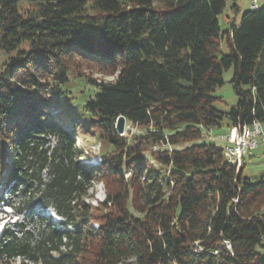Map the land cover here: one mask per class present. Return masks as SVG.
Segmentation results:
<instances>
[{"label":"trees","instance_id":"1","mask_svg":"<svg viewBox=\"0 0 264 264\" xmlns=\"http://www.w3.org/2000/svg\"><path fill=\"white\" fill-rule=\"evenodd\" d=\"M226 7L0 0V194L64 219L14 223L0 264H264V177L208 140L225 121L264 126V7L223 30ZM231 69L225 113L215 93ZM75 80L97 89L83 105ZM121 116L139 132L120 135ZM87 137L99 165L82 164ZM98 184L105 199L87 203Z\"/></svg>","mask_w":264,"mask_h":264},{"label":"rangeland","instance_id":"2","mask_svg":"<svg viewBox=\"0 0 264 264\" xmlns=\"http://www.w3.org/2000/svg\"><path fill=\"white\" fill-rule=\"evenodd\" d=\"M254 0H237L235 4L238 6V11H235L232 8V2L230 0H227V7L224 10V12L219 17L220 26L223 30H226L229 27L230 21L235 20L236 22H239L242 18V16L249 11L255 10L256 8L261 9L264 7V0H257V7L255 8L253 6ZM233 19V20H232ZM222 52L224 54L227 53V49L224 46L222 49ZM4 55L0 54V65L2 64L4 60ZM1 71V68H0ZM102 76H94L96 79H102ZM114 78L112 77H106L104 80L106 81H112ZM223 80H224V86L217 89L215 95L222 99V101H217L215 103V107L221 111V112H229L233 106H235L238 102V97L235 92L234 84L232 83L233 80V70L225 71L223 74ZM69 88L73 91V95L77 97V101L80 103V105L85 104L88 102L96 92V88L92 85L83 83L80 80L72 81L69 85ZM56 114V113H55ZM72 125L68 124V127L70 128ZM228 122L225 121L222 124L221 128H214L210 130L209 132V141L213 142L219 146L224 147L225 142L218 139L217 137L226 133L228 129ZM140 129L137 127L126 123L125 129L122 135L134 134L138 133ZM258 147L257 150L253 153V157H247L244 161L245 167L243 176L246 178H249L253 183L257 182L259 179L264 177V143L261 141V139H258ZM77 145L80 149L85 150V153H88L91 157L86 156L85 158H82V164H94L98 165L101 163L100 158V143L95 141L94 139H91L90 137L85 138L84 140H80L77 142ZM89 162V163H88ZM1 191V189H0ZM89 196H93V199L88 198L86 200L87 203L91 204H97V202H101L105 199V189L102 184H98L95 186L94 190L91 189L89 192ZM10 199V198H9ZM11 201V202H10ZM15 204L16 207L12 208V204ZM13 204V206H15ZM20 206V201L18 200H8L7 197L2 196L0 194V228H3V230L12 229V225L14 223H20L25 224L29 221H32L34 219H38L40 216L43 217H50L52 218L53 223L56 221V223H62L64 222V219L61 217H58L55 215L53 210H43V204L40 203L39 198H35L31 200L29 205L27 206L26 210ZM20 207H22L20 209ZM55 219V220H54ZM33 227H38V224H33ZM59 229V227H57ZM261 252L264 254V250H261ZM133 260L126 261L123 264H132ZM15 264H23L21 260H18Z\"/></svg>","mask_w":264,"mask_h":264},{"label":"built area","instance_id":"3","mask_svg":"<svg viewBox=\"0 0 264 264\" xmlns=\"http://www.w3.org/2000/svg\"><path fill=\"white\" fill-rule=\"evenodd\" d=\"M257 5V0L253 1V6ZM252 127L256 128V135H242V124L233 126L218 139L225 140L224 152L230 153V163L234 164L237 169H241L245 158L250 157L257 150L252 146V139H262L264 142V126L260 121L252 122Z\"/></svg>","mask_w":264,"mask_h":264},{"label":"bare ground","instance_id":"4","mask_svg":"<svg viewBox=\"0 0 264 264\" xmlns=\"http://www.w3.org/2000/svg\"><path fill=\"white\" fill-rule=\"evenodd\" d=\"M254 7L256 8L257 5L254 6ZM255 122H256V121H255ZM242 135H245V136L256 135V128L252 127V126L249 125V124H244V125H242ZM220 140H222V141L225 142L224 139H220ZM261 141H262V139H261ZM263 143H264V142H263ZM258 145H259V143H258V139H252V146H253V148H257ZM224 149H225V146H224ZM224 153H225V157H226V159L230 162V153H229V152H224ZM0 230H1V228H0Z\"/></svg>","mask_w":264,"mask_h":264},{"label":"water","instance_id":"5","mask_svg":"<svg viewBox=\"0 0 264 264\" xmlns=\"http://www.w3.org/2000/svg\"><path fill=\"white\" fill-rule=\"evenodd\" d=\"M125 124H126V119H125L123 116H121V117L118 119V121H117V125H116V129H117V131H118V133H119L120 135H122L123 132H124Z\"/></svg>","mask_w":264,"mask_h":264}]
</instances>
